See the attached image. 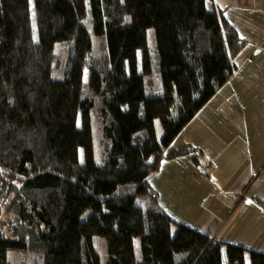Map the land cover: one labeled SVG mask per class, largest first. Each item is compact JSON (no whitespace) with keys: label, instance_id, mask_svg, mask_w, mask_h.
Here are the masks:
<instances>
[{"label":"trees","instance_id":"obj_1","mask_svg":"<svg viewBox=\"0 0 264 264\" xmlns=\"http://www.w3.org/2000/svg\"><path fill=\"white\" fill-rule=\"evenodd\" d=\"M246 45L211 0H0V264H264L149 184Z\"/></svg>","mask_w":264,"mask_h":264},{"label":"crops","instance_id":"obj_2","mask_svg":"<svg viewBox=\"0 0 264 264\" xmlns=\"http://www.w3.org/2000/svg\"><path fill=\"white\" fill-rule=\"evenodd\" d=\"M211 2L247 45L232 78L173 141L196 151L164 160L149 184L176 222L264 253V0Z\"/></svg>","mask_w":264,"mask_h":264},{"label":"rangeland","instance_id":"obj_3","mask_svg":"<svg viewBox=\"0 0 264 264\" xmlns=\"http://www.w3.org/2000/svg\"><path fill=\"white\" fill-rule=\"evenodd\" d=\"M154 36L152 35V32H150V42H151V45H154L155 42H154ZM102 42L101 40L99 39L98 36L95 35V42H94V47H93V51H92V54L95 55V56H98L103 48H102ZM58 51H59V48H58ZM156 86H157V89L159 90V87L161 86V82H160V79L158 76H156ZM159 92V91H157ZM94 125H95V131H94V139H95V143H96V146H97V153L99 152V145H98V142H99V131H98V122H97V119H95V122H94ZM157 129H158V133H159V137L162 138L163 136V129L160 125V123H158L157 125ZM135 185H131V184H126V185H121L117 191H116V194L117 195H122V194H128V193H131L132 191H134ZM136 203L142 207H148L150 205V197L149 195L147 194H140L138 197H137V200H136ZM102 248V246H101ZM14 257V256H12ZM15 259V258H14Z\"/></svg>","mask_w":264,"mask_h":264}]
</instances>
